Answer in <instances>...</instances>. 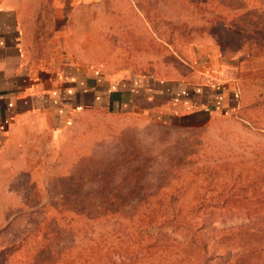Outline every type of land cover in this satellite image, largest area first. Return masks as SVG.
<instances>
[{"label": "rangeland", "instance_id": "obj_1", "mask_svg": "<svg viewBox=\"0 0 264 264\" xmlns=\"http://www.w3.org/2000/svg\"><path fill=\"white\" fill-rule=\"evenodd\" d=\"M31 58L111 76L236 81L200 128L68 113L0 134V264H264V0L43 5ZM27 159V160H25Z\"/></svg>", "mask_w": 264, "mask_h": 264}, {"label": "crops", "instance_id": "obj_2", "mask_svg": "<svg viewBox=\"0 0 264 264\" xmlns=\"http://www.w3.org/2000/svg\"><path fill=\"white\" fill-rule=\"evenodd\" d=\"M61 1L94 0H0V134L22 128L30 116L46 118L58 130L74 111L103 113L130 123L131 129L142 119L170 128H200L241 108L235 80L194 62L173 78L111 76L81 70L73 62L61 74L44 72L45 63L31 58L34 27L45 16L44 4Z\"/></svg>", "mask_w": 264, "mask_h": 264}]
</instances>
